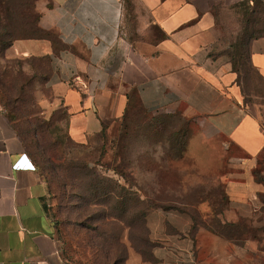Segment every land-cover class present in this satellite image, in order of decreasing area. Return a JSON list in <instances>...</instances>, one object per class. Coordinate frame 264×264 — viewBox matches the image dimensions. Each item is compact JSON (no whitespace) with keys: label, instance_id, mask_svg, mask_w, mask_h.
<instances>
[{"label":"crops","instance_id":"obj_1","mask_svg":"<svg viewBox=\"0 0 264 264\" xmlns=\"http://www.w3.org/2000/svg\"><path fill=\"white\" fill-rule=\"evenodd\" d=\"M239 1L140 0L145 14L137 35L123 37V0H46L37 21L44 35L15 38L3 51V57L23 61L25 73L46 75L51 95L37 93L43 114L65 113L55 127L66 121L79 143L119 124L129 105L151 118L183 119L179 160L193 169L177 167L163 183L152 174L150 191L166 185L169 193L199 194L198 202L185 206L209 212L201 222L186 211L151 210L152 257L132 248L127 264H264V35L248 45L258 93L245 90L232 58L220 51L224 11ZM242 28L224 47L234 49ZM51 30L56 41L45 35ZM121 40L130 50L111 71L109 58ZM25 158L36 168H14ZM136 176L143 187L142 175ZM217 192L224 194L223 204L214 215L218 205L209 196ZM0 264H70L48 181L2 105Z\"/></svg>","mask_w":264,"mask_h":264},{"label":"rangeland","instance_id":"obj_2","mask_svg":"<svg viewBox=\"0 0 264 264\" xmlns=\"http://www.w3.org/2000/svg\"><path fill=\"white\" fill-rule=\"evenodd\" d=\"M45 2L0 0V105L7 113H16L17 124L28 132L29 143L37 152L40 166L49 180L51 211L63 244L64 258L70 264H127L132 248L140 247L148 255L150 253L141 242L142 212L149 206L153 210L163 207L168 211H186L201 222L209 212L185 206L187 201L198 202L199 194L169 193L166 185L150 191L152 174H155V181L163 183L175 174L177 167L193 169L192 163L179 160L185 147L184 122L181 117L171 115L151 118L132 106L128 117L118 120L119 124L108 127L104 134L87 144L71 137L65 127L66 121L63 128L55 127L65 113L58 110L49 121L37 97L40 90L47 97L51 95L42 79L46 75L34 71L27 74L23 71V61L3 57L6 44L13 38L44 35L37 21L39 4ZM123 4L122 35L126 37L129 31L137 35L145 10L140 0H123ZM224 13L220 23L224 28L220 51L225 54L233 52L224 46L229 45L231 38L236 36L235 29L244 27L248 18L252 21L250 26L264 32V0H242L235 3L233 10ZM45 35L57 40L53 30ZM241 35L240 30L235 43ZM129 50V45L121 40L109 58L111 71L121 65ZM247 56L246 52L236 67L241 69L248 90L252 92L257 81L246 63ZM156 122L161 127H152ZM137 171L142 175L143 187L139 185ZM101 190H109L111 195H100ZM222 195L217 192L209 196L215 201L214 205H218L212 208L214 215L222 209Z\"/></svg>","mask_w":264,"mask_h":264},{"label":"trees","instance_id":"obj_3","mask_svg":"<svg viewBox=\"0 0 264 264\" xmlns=\"http://www.w3.org/2000/svg\"><path fill=\"white\" fill-rule=\"evenodd\" d=\"M1 20V18H0ZM251 21V18H248L247 20V23L245 24V26L242 28L241 32H242V35L239 37V40L237 43H235V46H234V49H233V52L231 51L229 53V56L232 58V61H233V68L236 69L237 71H239L241 73V78L243 80V83H244V88L246 90H248V84L246 83L244 77L242 76V71L241 69L238 67H236L237 65H240V61L244 58V55L246 54L247 52V58H246V63L247 65L249 66V70L251 69L255 76H256V81H257V84L254 83V87L252 86V89L253 91H255L256 93L259 92V85H258V80H259V74L258 72L254 69V67L252 66V64L250 63V54H249V48H248V45L250 43V41L253 39V38H257L259 36H262L264 35V32L262 33L261 30H257L255 27L253 26H250ZM26 37H35V36H26ZM18 38V37H16ZM15 39V38H13ZM12 39V40H13ZM11 40V41H12ZM9 41L7 44H6V47L10 44ZM5 47V48H6ZM132 100V99H131ZM132 102V101H131ZM132 108V106L129 105V108L127 109V113L125 114L124 118L128 117V112L130 111V109ZM9 119L13 122H15V125L17 126V129L19 130V133L21 135V137L23 138L25 144L27 145L28 149H29V152L31 153V155L34 157L35 161L37 162V165L39 167V169L41 170L42 174L44 175V177L46 178V180L48 181V184H49V187H50V190H51V185L49 183V180L47 178V176L45 175L44 171L42 170L41 166H40V163H39V160H38V155H37V152L35 150H33L32 146L30 145L29 143V135H28V132H24L22 129H20V126L17 124L18 123V120H17V117L14 116L16 115V113H7ZM54 116V115H53ZM53 116L51 118H49L48 120H53ZM107 130V125H105V127L103 128V131L101 132V134H104ZM38 133V131L35 129L34 130V135L36 136ZM35 136H33V140L34 141V138ZM182 153V152H181ZM180 153V154H181ZM262 181H264V177L260 178ZM100 192V195H109L110 194V191L109 190H101L99 191ZM111 195V194H110ZM147 210V211H146ZM145 211L142 212V217H141V222H142V231H141V242L146 246H147V249H150V253L149 255L146 253V250L143 249V248H140V247H135L140 253H142V255L144 256L145 259H150L152 257V248L154 247V243L151 241L150 237H149V230H148V227H147V224H146V218H147V214L153 210L152 207H148Z\"/></svg>","mask_w":264,"mask_h":264},{"label":"built area","instance_id":"obj_4","mask_svg":"<svg viewBox=\"0 0 264 264\" xmlns=\"http://www.w3.org/2000/svg\"><path fill=\"white\" fill-rule=\"evenodd\" d=\"M14 168H29V169H35L36 166L32 164L30 160L25 158L23 161H18L14 164Z\"/></svg>","mask_w":264,"mask_h":264}]
</instances>
